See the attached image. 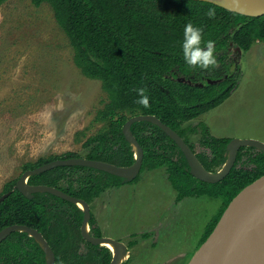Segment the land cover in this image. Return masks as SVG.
I'll list each match as a JSON object with an SVG mask.
<instances>
[{"label":"trees","instance_id":"1","mask_svg":"<svg viewBox=\"0 0 264 264\" xmlns=\"http://www.w3.org/2000/svg\"><path fill=\"white\" fill-rule=\"evenodd\" d=\"M8 0H0V6ZM34 7L49 4L57 25L73 50V64L80 73L101 82L103 107L94 122L102 124L97 134L82 147L86 154L65 153L22 166V173L55 160L84 158L118 167L135 163L131 144L122 128L132 117L154 116L175 131L209 173L219 172L228 158L229 139L213 137L201 121L187 125L219 107L238 87L239 65L230 56L248 52L264 41V16L247 17L202 0H31ZM215 10V17L207 15ZM191 22L204 29L202 44L215 41L217 64L207 69L191 67L183 58L184 26ZM225 78L222 83L207 81ZM146 89L147 107L137 101V89ZM187 125V126H185ZM131 132L143 151L139 176L165 168L167 181L176 192L175 202L185 198H220L218 216L205 228L202 245L215 228L229 203L247 186L264 177V153L241 148L229 174L216 184L203 183L189 173L187 162L176 144L156 125L134 123ZM199 135L196 143L189 137ZM87 167H59L31 176L29 186H47L86 203L108 190L138 181ZM16 181L5 185L0 197V231L19 225L38 231L55 254V264H109L111 252L93 246L81 235L84 213L75 204L46 193L27 199L16 189ZM89 235L102 234L90 212ZM149 234L131 235L128 248ZM138 238V239H137ZM0 264H45L39 245L25 233H12L0 244ZM124 264V263H122Z\"/></svg>","mask_w":264,"mask_h":264},{"label":"rangeland","instance_id":"2","mask_svg":"<svg viewBox=\"0 0 264 264\" xmlns=\"http://www.w3.org/2000/svg\"><path fill=\"white\" fill-rule=\"evenodd\" d=\"M230 59L239 65L238 87L219 107L187 125L201 121L214 137L264 144V41ZM105 98L101 82L84 77L74 66L70 42L49 4H2L0 194L19 179L26 163L65 153L84 156L82 145L102 128L94 116ZM189 139L196 143L199 135ZM150 172L164 176L147 180L145 171L130 191L108 194L105 222L98 227L126 247L131 235H150L127 247L124 264H186L201 248L206 225L218 216L222 200L193 197L176 203L165 168ZM127 196L130 201L121 203Z\"/></svg>","mask_w":264,"mask_h":264},{"label":"water","instance_id":"3","mask_svg":"<svg viewBox=\"0 0 264 264\" xmlns=\"http://www.w3.org/2000/svg\"><path fill=\"white\" fill-rule=\"evenodd\" d=\"M210 2L219 7H222L231 12H235L247 17H261L264 16V0H241L237 1L241 4H249L256 6L255 11H240L238 9L230 8L221 5L212 0H202ZM221 1V0H220ZM225 79L217 81H207L208 85L222 83ZM148 122L156 125L168 138H170L182 152L187 165L189 167L190 175L207 184H216L223 180L233 168L238 151L241 148H254L257 151L264 153V144L253 140H230L227 145L228 158L224 167L217 173L207 172L197 160L193 151L184 142V140L169 127L161 123L154 116H135L130 118L122 128V133L125 139L131 144L135 163L130 167H118L108 163L99 161H91L84 158L77 159H63L55 160L45 165H42L34 170L25 171L21 174L16 182L15 189L27 199H32L36 193H46L54 197L67 201L78 206L84 213L83 223L81 227V235L86 242L93 246L106 247L105 244H112L115 248L111 251L112 259L109 264H121L122 258L126 255L127 247L118 241L108 237L93 238L89 235L88 222L90 219L89 206L75 199L62 191L47 187V186H29L27 184L29 177L49 172L59 167H87L98 171H103L122 178L125 182H130L136 179L141 171L143 151L137 144L132 132L131 126L134 123ZM10 193L4 194L0 197V204L4 202ZM264 230V177L256 180L249 186L245 187L227 206L222 216L220 217L215 228L207 238L206 242L200 249L191 257L188 264H229V250L231 244L243 236L254 235L256 232ZM25 233L32 238L41 248L44 253L45 264H55V254L49 247L43 236L36 230L30 229L26 226L14 225L6 227L0 231V244L12 233ZM255 251V264H264V234L261 233L257 237Z\"/></svg>","mask_w":264,"mask_h":264},{"label":"clouds","instance_id":"4","mask_svg":"<svg viewBox=\"0 0 264 264\" xmlns=\"http://www.w3.org/2000/svg\"><path fill=\"white\" fill-rule=\"evenodd\" d=\"M215 10L208 9L207 15L210 18L215 17ZM204 29L197 27L191 22L184 26L183 31V42L181 45L183 58L187 65L191 67H199L207 69L214 67L217 64L215 51V41L208 40L205 46H201ZM146 89H137V93L140 99L137 101L138 104L147 107L149 105V97L145 95Z\"/></svg>","mask_w":264,"mask_h":264},{"label":"bare ground","instance_id":"5","mask_svg":"<svg viewBox=\"0 0 264 264\" xmlns=\"http://www.w3.org/2000/svg\"><path fill=\"white\" fill-rule=\"evenodd\" d=\"M215 1L221 5L238 9L240 11H255L257 9L256 6L253 5H247V4H241L237 1L241 0H212ZM263 233L262 232H256L254 235H248L243 236L242 238L237 239L234 241L229 250V264H255V251H256V241L257 237ZM107 247L114 251L115 248L112 244H105Z\"/></svg>","mask_w":264,"mask_h":264},{"label":"crops","instance_id":"6","mask_svg":"<svg viewBox=\"0 0 264 264\" xmlns=\"http://www.w3.org/2000/svg\"><path fill=\"white\" fill-rule=\"evenodd\" d=\"M258 42V41H257ZM214 137V136H213ZM215 138H225V139H228L227 137H215ZM230 140V139H229ZM164 174L163 173H151L149 172L148 174V177H146L147 180H158L160 181L159 179L160 178H163ZM165 178L167 180V175H165ZM168 182V181H167ZM132 186H136V185H131V184H125L123 186H121L120 188H117V189H112V190H108L106 191L105 193H103L100 197L96 198L93 203L91 204L90 206V212L91 214L94 216L96 222H97V225L100 227L101 226V223H104L105 221L103 220V217H104V210L106 209V206L108 204V194H110V192H117L118 194H122L125 190H131V188H134ZM176 199V195H175V198H174V201ZM124 201H130V198L129 196L127 197H124L121 199V203L124 202ZM177 203V202H176ZM100 229V228H99ZM101 234H102V237H108V238H111L107 235H105L102 231H101ZM112 239V238H111ZM197 251V250H196ZM195 251V252H196ZM194 252V251H193ZM194 252V253H195ZM194 253L192 254V256L194 255ZM191 256V257H192ZM191 258H189L188 262L190 261ZM188 262L186 264H188Z\"/></svg>","mask_w":264,"mask_h":264},{"label":"flooded vegetation","instance_id":"7","mask_svg":"<svg viewBox=\"0 0 264 264\" xmlns=\"http://www.w3.org/2000/svg\"><path fill=\"white\" fill-rule=\"evenodd\" d=\"M225 79V78H224ZM106 247H107V245H106ZM109 249V248H108ZM110 250V249H109Z\"/></svg>","mask_w":264,"mask_h":264}]
</instances>
